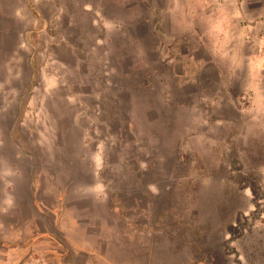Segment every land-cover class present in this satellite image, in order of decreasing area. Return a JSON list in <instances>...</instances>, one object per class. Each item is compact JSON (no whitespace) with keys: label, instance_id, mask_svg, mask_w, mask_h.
I'll use <instances>...</instances> for the list:
<instances>
[{"label":"rangeland","instance_id":"1","mask_svg":"<svg viewBox=\"0 0 264 264\" xmlns=\"http://www.w3.org/2000/svg\"><path fill=\"white\" fill-rule=\"evenodd\" d=\"M235 6L0 0V264H264L263 53Z\"/></svg>","mask_w":264,"mask_h":264},{"label":"crops","instance_id":"2","mask_svg":"<svg viewBox=\"0 0 264 264\" xmlns=\"http://www.w3.org/2000/svg\"><path fill=\"white\" fill-rule=\"evenodd\" d=\"M260 2V0H258ZM263 1V0H262ZM251 0H229L231 5H236L234 13H231V23H233V35L238 30L239 41L241 44L253 45L252 40H256L258 53H263L262 62L259 66L264 67V2L257 11V15L249 18L248 4ZM231 34L228 32L227 36ZM232 36V35H231Z\"/></svg>","mask_w":264,"mask_h":264}]
</instances>
